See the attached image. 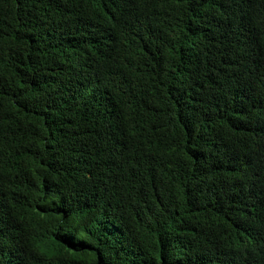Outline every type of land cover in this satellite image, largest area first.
<instances>
[{
    "label": "trees",
    "instance_id": "obj_1",
    "mask_svg": "<svg viewBox=\"0 0 264 264\" xmlns=\"http://www.w3.org/2000/svg\"><path fill=\"white\" fill-rule=\"evenodd\" d=\"M0 264H264V0H0Z\"/></svg>",
    "mask_w": 264,
    "mask_h": 264
}]
</instances>
